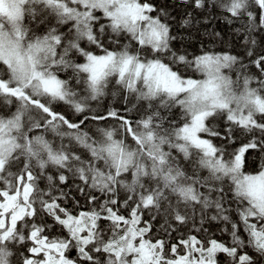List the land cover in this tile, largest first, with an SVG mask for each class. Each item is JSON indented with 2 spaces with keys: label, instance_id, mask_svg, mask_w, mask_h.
I'll return each mask as SVG.
<instances>
[{
  "label": "snow or ice",
  "instance_id": "obj_1",
  "mask_svg": "<svg viewBox=\"0 0 264 264\" xmlns=\"http://www.w3.org/2000/svg\"><path fill=\"white\" fill-rule=\"evenodd\" d=\"M0 264H264V0H0Z\"/></svg>",
  "mask_w": 264,
  "mask_h": 264
}]
</instances>
